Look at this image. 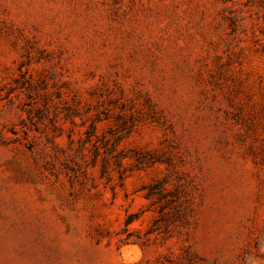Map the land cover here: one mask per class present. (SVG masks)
Here are the masks:
<instances>
[{
  "label": "rangeland",
  "instance_id": "374dc122",
  "mask_svg": "<svg viewBox=\"0 0 264 264\" xmlns=\"http://www.w3.org/2000/svg\"><path fill=\"white\" fill-rule=\"evenodd\" d=\"M0 264H264V0H0Z\"/></svg>",
  "mask_w": 264,
  "mask_h": 264
}]
</instances>
